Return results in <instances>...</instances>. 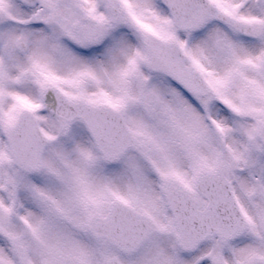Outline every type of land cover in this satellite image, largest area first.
<instances>
[{"label": "snow or ice", "instance_id": "snow-or-ice-1", "mask_svg": "<svg viewBox=\"0 0 264 264\" xmlns=\"http://www.w3.org/2000/svg\"><path fill=\"white\" fill-rule=\"evenodd\" d=\"M0 264H264V0H0Z\"/></svg>", "mask_w": 264, "mask_h": 264}]
</instances>
